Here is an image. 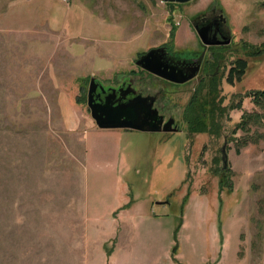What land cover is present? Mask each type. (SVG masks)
<instances>
[{
    "label": "rangeland",
    "instance_id": "obj_1",
    "mask_svg": "<svg viewBox=\"0 0 264 264\" xmlns=\"http://www.w3.org/2000/svg\"><path fill=\"white\" fill-rule=\"evenodd\" d=\"M208 13L224 14L248 60L241 81L216 80L221 135L188 133L200 80L142 82L165 88L157 105L182 130L100 128L91 77L118 83L151 47L202 48L194 22ZM243 40L264 43V0H0V264H264V105L246 95L264 91V52ZM246 111L262 117L234 132ZM89 119L99 128L77 129Z\"/></svg>",
    "mask_w": 264,
    "mask_h": 264
},
{
    "label": "flooded vegetation",
    "instance_id": "obj_2",
    "mask_svg": "<svg viewBox=\"0 0 264 264\" xmlns=\"http://www.w3.org/2000/svg\"><path fill=\"white\" fill-rule=\"evenodd\" d=\"M196 25L200 27L206 25L208 27L209 40L213 41V43L207 45L202 43V48H192L186 53H181V51L171 48L169 44L150 48H161L159 56L164 67L167 68V71H182L186 73L196 71V74L191 79L185 83H176L145 69L142 65L137 64V60L150 50L147 49L137 53V56L135 57L136 66L126 70L122 77L118 79V83H109L99 80L98 78L96 79L99 86L94 92L95 102L104 103L106 100H109L111 103L115 102V104H117L119 102H128L138 94L156 96L153 107L157 108L159 114L163 116L162 127H169L170 130L167 131L182 130V120L174 114L162 112L157 105L158 100L163 97L164 92L166 91L165 88L163 89L164 92L162 89H158L154 92H145L142 82L145 79H150L154 80V83L160 82L159 86L162 83L165 85L181 86L185 84H193L194 82H197L196 80H200L199 85L209 87L213 85L217 79L224 76L228 77L230 75L231 68L234 65L233 62L236 59L232 50L234 45H236V41L226 25V17L224 14L220 13L217 15L215 13H208L201 15L200 17H197L194 22V27ZM227 39H230V42H225ZM226 67H228V73L223 75L222 73H224ZM101 86H103L105 90H103ZM113 89H116V95L114 97L111 95ZM170 120H173L171 125L167 123Z\"/></svg>",
    "mask_w": 264,
    "mask_h": 264
},
{
    "label": "water",
    "instance_id": "obj_3",
    "mask_svg": "<svg viewBox=\"0 0 264 264\" xmlns=\"http://www.w3.org/2000/svg\"><path fill=\"white\" fill-rule=\"evenodd\" d=\"M163 1L184 3L190 0ZM195 27L204 44L207 45L213 43V41L209 40V30L206 25L201 27L196 25ZM225 42H230V39H227ZM160 49L161 48H152L148 50L137 60V64L142 65L145 69L157 75L177 83L186 82L196 74V71L192 73H186L182 71H167V68L164 67L159 56ZM98 86L99 84L96 80V77L92 76L88 91V104L91 108L92 117L95 119L97 125L100 128H133L150 131L170 130L169 127H162L163 116L159 114L157 108L153 107L156 96H145L138 94L128 102H119L115 104V102L111 103L109 100H106L104 103H97L95 102L94 92ZM101 87L103 90H105L103 86ZM111 95L112 97L116 95V89H113ZM167 123L171 125L173 120H170ZM222 151L223 160L224 163H226L227 154L225 151V146H223Z\"/></svg>",
    "mask_w": 264,
    "mask_h": 264
},
{
    "label": "trees",
    "instance_id": "obj_4",
    "mask_svg": "<svg viewBox=\"0 0 264 264\" xmlns=\"http://www.w3.org/2000/svg\"><path fill=\"white\" fill-rule=\"evenodd\" d=\"M169 6L175 7L178 2H167ZM176 26L172 28V38L174 37ZM173 40V39H172ZM242 44L245 48H247L251 55L261 54L264 52V43L263 44H252L247 42L246 40L242 41ZM173 48V47H171ZM234 65L231 68V76L228 78L230 83H234L235 81H241L242 77L246 73L248 67V60L243 57H238L234 60ZM246 95H253L254 100L259 105H264V91L263 90H252L248 91ZM85 95L82 93L77 98L78 102H84ZM242 100L231 107H241ZM185 118L188 124V133L193 132H208L210 134H216L217 136L221 135L222 129V121L221 117L224 116L228 107L223 105V97L221 95V87L220 83L215 81V84L210 87H198L192 94L189 99L187 106L185 108ZM256 117H262L258 113H250L244 112L241 120L236 125L237 128L248 129L251 123V120ZM262 119V118H260ZM248 140L243 142V145L248 144ZM221 176H220V188L221 190L227 189L229 192L233 191L234 181L232 179V172L225 167H221ZM130 203H126L122 205L120 208H127ZM119 208V209H120ZM180 223L178 227L175 229V237H177V233L181 227ZM177 244L173 247V254L177 251Z\"/></svg>",
    "mask_w": 264,
    "mask_h": 264
},
{
    "label": "crops",
    "instance_id": "obj_5",
    "mask_svg": "<svg viewBox=\"0 0 264 264\" xmlns=\"http://www.w3.org/2000/svg\"><path fill=\"white\" fill-rule=\"evenodd\" d=\"M96 123V122H95ZM93 119H89V120H86L85 124H81L79 123V125H77V129H82L84 131H86L85 134H87L88 131H91L92 129L94 128H99L98 126L96 127ZM108 129V128H107ZM112 137L115 136L114 133H111L110 134ZM119 148H120V145H119V141L115 139L111 140V145H110V149L111 151L114 153L118 152L119 151Z\"/></svg>",
    "mask_w": 264,
    "mask_h": 264
}]
</instances>
